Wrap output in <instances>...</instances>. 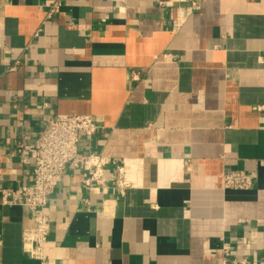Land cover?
I'll return each mask as SVG.
<instances>
[{
  "label": "crops",
  "instance_id": "0c3cea01",
  "mask_svg": "<svg viewBox=\"0 0 264 264\" xmlns=\"http://www.w3.org/2000/svg\"><path fill=\"white\" fill-rule=\"evenodd\" d=\"M58 115L94 118L78 152L106 183L66 167L43 262L0 203V264H264V0H0V190L30 182L15 147Z\"/></svg>",
  "mask_w": 264,
  "mask_h": 264
},
{
  "label": "built area",
  "instance_id": "2783aa9c",
  "mask_svg": "<svg viewBox=\"0 0 264 264\" xmlns=\"http://www.w3.org/2000/svg\"><path fill=\"white\" fill-rule=\"evenodd\" d=\"M167 2L165 4H170ZM53 5L49 12L56 11ZM196 8L195 4L182 8L178 17L174 19V27H178L186 17ZM98 125L89 115H58L49 119L43 125L34 143L20 141L14 150L19 162L30 166L31 180L19 187H6L0 190L2 205H19L25 207L31 216L33 225L22 230L21 248L30 258L43 262L45 248L50 234V219L47 205L59 179L66 167L72 165L81 167L87 172L84 183L103 186L106 183V158L101 154L89 153L81 155L78 152L80 136L91 137L96 133ZM114 186L123 193L130 183L125 178V168L116 163ZM252 177L244 171H225L223 173V187L233 189H249ZM246 261H223L222 264H246Z\"/></svg>",
  "mask_w": 264,
  "mask_h": 264
}]
</instances>
